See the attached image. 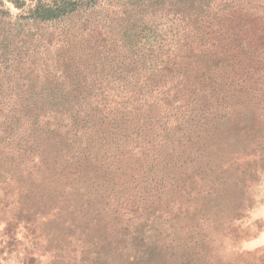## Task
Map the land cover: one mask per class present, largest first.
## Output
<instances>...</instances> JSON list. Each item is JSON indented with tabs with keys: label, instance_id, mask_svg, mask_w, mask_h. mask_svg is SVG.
Returning <instances> with one entry per match:
<instances>
[{
	"label": "rangeland",
	"instance_id": "rangeland-1",
	"mask_svg": "<svg viewBox=\"0 0 264 264\" xmlns=\"http://www.w3.org/2000/svg\"><path fill=\"white\" fill-rule=\"evenodd\" d=\"M81 1L69 19L21 20L0 37V264H264V129L252 108L211 123L185 112L172 155L137 164L64 150L86 144L73 133L91 112L59 121L81 95L139 89L152 73L150 44L121 32L129 4L151 25L150 2ZM6 3L13 21L27 15ZM49 108L61 117L47 130L35 115Z\"/></svg>",
	"mask_w": 264,
	"mask_h": 264
},
{
	"label": "trees",
	"instance_id": "trees-1",
	"mask_svg": "<svg viewBox=\"0 0 264 264\" xmlns=\"http://www.w3.org/2000/svg\"><path fill=\"white\" fill-rule=\"evenodd\" d=\"M7 1L17 8L27 6L28 13L13 21L6 0H0V37L21 20L64 21L84 6L81 0H31V4L28 0ZM148 1L153 7L151 25L140 23L146 17L145 10L129 4L121 31L124 38L136 37L141 48L150 44L153 52L152 73H144L139 89L123 86L106 93L92 89L79 97L80 111L75 114L60 119L49 108L35 115V123L45 121L49 130L50 120L74 121L91 112L87 116L92 117L84 122L87 125L82 124L73 133L82 136L84 147L76 148L75 141L64 143V150L76 159L82 154L101 159L116 153L110 156L128 166L137 164L139 158H151V152L172 155L174 143L183 139L185 112L192 114L194 110L201 119L212 115L211 123L217 117L248 116L252 108L249 116H257L264 129V0ZM137 3L144 5L143 0ZM161 16L167 25L157 21ZM30 95L34 99L39 92ZM43 96L39 98L45 105ZM79 121L76 123L80 125ZM173 124L180 136L170 133ZM129 153L131 156H127Z\"/></svg>",
	"mask_w": 264,
	"mask_h": 264
}]
</instances>
